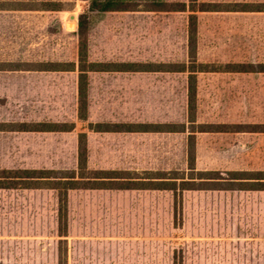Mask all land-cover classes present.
<instances>
[{
  "label": "rangeland",
  "instance_id": "obj_1",
  "mask_svg": "<svg viewBox=\"0 0 264 264\" xmlns=\"http://www.w3.org/2000/svg\"><path fill=\"white\" fill-rule=\"evenodd\" d=\"M162 1L188 9L94 14L89 60L188 63L190 9L196 5ZM52 3L62 10L43 9ZM88 7L87 0H0V175L52 170L79 181L81 134L86 133V177L120 170L204 188L182 193L77 189L66 198L15 181L13 188H0V264H264V191L225 188L229 172L264 171V73L199 74L195 122L188 73L93 74L84 121L77 71L52 72L48 78L32 74L50 63L78 62V18ZM197 15L199 62L220 70L264 63V12ZM37 122L74 129L15 130ZM131 123L171 124L182 132L90 129ZM202 126L210 132H199ZM192 135L194 170L188 160Z\"/></svg>",
  "mask_w": 264,
  "mask_h": 264
},
{
  "label": "trees",
  "instance_id": "obj_2",
  "mask_svg": "<svg viewBox=\"0 0 264 264\" xmlns=\"http://www.w3.org/2000/svg\"><path fill=\"white\" fill-rule=\"evenodd\" d=\"M88 10L78 18L77 36L79 40L78 62L50 63L41 71L53 72H78V96L80 118L87 120L88 111V88L89 73H188V102L190 109V120L195 122L194 111L197 96L198 75L210 72H231V73H264V63L250 64H229L226 69H211L208 64L198 61V34L199 19L198 13L204 12H264V3L246 4L233 6L231 4L199 3V0H191L196 6L190 9L188 27V63H139V62H91L89 60V34L93 25L94 14L108 12L127 11H155V12H184L187 11L186 4H171L162 0H87ZM143 4V5H142ZM197 4L199 6H197ZM44 10L59 11L62 7L56 3L46 5ZM199 132H210L203 129ZM74 125L66 124H19L16 131L31 132H70ZM90 129L96 132H124V133H147V132H182L176 129V125L166 124H119L90 125ZM82 147L78 156V168L81 172V179L78 181L75 176H62L59 172L52 170H18L3 171L0 175V188H13L15 181L25 182L26 189H54L62 192L66 198L70 190L94 189V190H168L174 193H182L187 190H199L204 188L196 182H182L177 185L171 182L170 178L154 177L156 174L148 173L147 177H140L138 173L120 170H97L91 172L92 177H86L88 169V149L86 134H81ZM188 160L190 169H195V142L193 135L189 142ZM75 174V173H74ZM204 174L202 172L200 175ZM140 175V174H139ZM230 181H227L225 188L230 190L264 191V171H234L229 172ZM136 176V177H135ZM82 182V183H81ZM64 192V193H63Z\"/></svg>",
  "mask_w": 264,
  "mask_h": 264
},
{
  "label": "crops",
  "instance_id": "obj_3",
  "mask_svg": "<svg viewBox=\"0 0 264 264\" xmlns=\"http://www.w3.org/2000/svg\"><path fill=\"white\" fill-rule=\"evenodd\" d=\"M41 71V70H40ZM53 71H41V72H37V73H33L32 75L34 76H40L41 78L45 77V78H48L51 73ZM93 74H105V73H89L88 74V80H89V92H90V76L93 75ZM107 74H112V73H107ZM204 74V73H202ZM6 76H9L10 74H4ZM39 123V122H37ZM52 124V123H51ZM57 124V123H56ZM93 132H96V131H93ZM42 133H58V132H42ZM96 133H100V132H96ZM102 133V132H101ZM124 133V132H122ZM148 133V132H147ZM157 133H160V132H157ZM161 133H165V132H161ZM167 133V132H166ZM86 134V133H84ZM87 149H88V160H89V148H88V144H87ZM91 190H94V189H91ZM75 191V190H74Z\"/></svg>",
  "mask_w": 264,
  "mask_h": 264
}]
</instances>
